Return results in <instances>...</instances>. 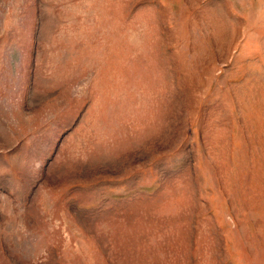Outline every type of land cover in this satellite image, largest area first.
Returning <instances> with one entry per match:
<instances>
[{
	"label": "rangeland",
	"instance_id": "1",
	"mask_svg": "<svg viewBox=\"0 0 264 264\" xmlns=\"http://www.w3.org/2000/svg\"><path fill=\"white\" fill-rule=\"evenodd\" d=\"M0 264H264V0H0Z\"/></svg>",
	"mask_w": 264,
	"mask_h": 264
}]
</instances>
